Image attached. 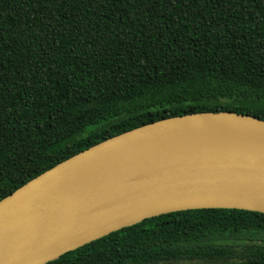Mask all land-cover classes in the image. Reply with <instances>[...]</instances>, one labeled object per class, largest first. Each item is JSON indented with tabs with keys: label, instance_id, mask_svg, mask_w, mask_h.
Listing matches in <instances>:
<instances>
[{
	"label": "trees",
	"instance_id": "1",
	"mask_svg": "<svg viewBox=\"0 0 264 264\" xmlns=\"http://www.w3.org/2000/svg\"><path fill=\"white\" fill-rule=\"evenodd\" d=\"M264 120V0H0V201L172 117ZM48 264H264V214L147 219Z\"/></svg>",
	"mask_w": 264,
	"mask_h": 264
},
{
	"label": "water",
	"instance_id": "2",
	"mask_svg": "<svg viewBox=\"0 0 264 264\" xmlns=\"http://www.w3.org/2000/svg\"><path fill=\"white\" fill-rule=\"evenodd\" d=\"M204 209L264 214V120L162 119L59 163L0 201V264H48L147 219Z\"/></svg>",
	"mask_w": 264,
	"mask_h": 264
}]
</instances>
